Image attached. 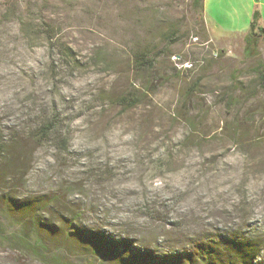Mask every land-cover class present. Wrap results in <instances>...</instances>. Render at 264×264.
<instances>
[{"label": "rangeland", "instance_id": "obj_1", "mask_svg": "<svg viewBox=\"0 0 264 264\" xmlns=\"http://www.w3.org/2000/svg\"><path fill=\"white\" fill-rule=\"evenodd\" d=\"M219 15L224 26L213 28L192 0H0V264H54L56 254L63 264H142L140 253L189 252L204 234L256 237L254 264H264V93L245 36L232 34L248 25ZM43 24L61 28L56 43L38 35ZM173 33L182 39H165ZM140 43L170 45L169 71L158 66L151 86L128 69ZM67 47L79 65L61 55ZM233 76L247 91H236V111L222 101ZM198 80L187 98L182 87ZM137 91V108L116 102ZM52 114L56 138L35 141ZM71 213L84 240L67 233ZM33 229L45 263L5 241Z\"/></svg>", "mask_w": 264, "mask_h": 264}, {"label": "trees", "instance_id": "obj_2", "mask_svg": "<svg viewBox=\"0 0 264 264\" xmlns=\"http://www.w3.org/2000/svg\"><path fill=\"white\" fill-rule=\"evenodd\" d=\"M204 1L205 0H192L193 8L199 14L201 19H203ZM41 20L46 23V21H44L47 20L46 16L42 17V14H39V21ZM259 20L260 14L258 11H255L249 31L244 38L245 46L243 52L244 58L246 60L256 61L255 66L250 70V74L253 76L252 83L255 89L258 90V93H264V59L260 53L261 47L264 45V27L259 26ZM59 32H61V28L57 29L56 26L43 24L40 26L38 35L43 37L48 43H56ZM170 36L175 37L177 40L182 39L181 36H178L176 33H173V35L167 34L165 39L169 38ZM169 47L170 45L159 50L156 46H152L151 44L140 43L135 45V48L131 50L130 53H128V69L132 72V74L137 76L144 75L142 85L145 84L151 86V76L154 78L153 73L159 68L160 72L168 73L169 68L167 67L166 63L167 61H170L172 56L170 54L164 55V51L165 49H169ZM60 53L63 57L71 60L73 64H80L76 57L72 56V54L74 55V51L71 48L67 47L64 51L61 49ZM159 59H161L160 62ZM98 61L100 63L108 64L106 61ZM158 66L160 67L158 68ZM173 71L177 72L175 69H173ZM178 73L181 72L179 71ZM232 79L231 86L235 88H229V91L223 92L222 101L226 103L227 108L236 111L241 107V102L239 101L240 97H236V91H241L245 95L247 94V91H245L243 88L240 90V87L238 86L240 84V76H233ZM182 80L186 81L187 77L183 78ZM200 82L201 80H198L197 82L193 83L192 86H183V94L187 96V98L191 94H194ZM194 88L195 90H193ZM146 89L147 87L143 88L144 91ZM255 89L254 91L250 92V95H256ZM136 93H140V91L134 93L126 92L122 95H119L116 97V102L123 108L135 109L139 104L137 100L142 97L140 96L135 98ZM54 115L55 114L51 115L50 122L44 123L37 129L38 132H36V135L32 136L35 141L39 142V140L46 141L56 138V135L59 133L60 120L59 117L56 118ZM237 120L238 117L232 122V125L235 129L241 124ZM192 127L194 128V126ZM235 136L236 134H233V137ZM261 143L264 145V140H262ZM261 143H259V145H261ZM62 145H64V148L67 151L68 140L64 138ZM5 155H7L6 146L4 140L0 139V163L4 160ZM42 205L43 208L46 206V204H44L42 201L39 203L38 207H41ZM79 218V215L74 213L70 214V231H67V233L69 236L75 234L77 238L84 240L83 238H85L87 235H82L83 237H81L79 234L80 231L76 229V226H74V222H76ZM34 220L36 219L30 218L29 223L32 225ZM31 225H29V227H31ZM32 231L33 233H31V235L28 234V236H22L21 233L18 235H11L6 238L5 241L10 243L12 247L17 248L21 253H26L30 255L31 258L45 263L47 259L46 254L44 253L46 245L42 238H40L42 235L41 231L39 230V234L38 232L34 231V229ZM94 238H97V235H95ZM255 238L256 237L252 238L251 240H244L236 234L230 238H223L222 236L219 237L216 235L209 236L204 234L200 236V240L195 243V247L189 252H176L160 257L148 250L145 253L138 254L137 259L140 260L142 264H254V262L258 260V254L260 251L258 244L259 242L254 240ZM58 257L59 254H56L52 259H48V261L54 264H63L62 260Z\"/></svg>", "mask_w": 264, "mask_h": 264}, {"label": "crops", "instance_id": "obj_3", "mask_svg": "<svg viewBox=\"0 0 264 264\" xmlns=\"http://www.w3.org/2000/svg\"><path fill=\"white\" fill-rule=\"evenodd\" d=\"M230 8L225 4H227V0H205L204 7V16L209 20V25L211 27L219 28L220 26H224V24H220L219 22V12L222 10L229 11L228 16V25H250L252 22L253 14L255 11H258L260 14L259 26L264 27V0H229ZM246 28V32L243 35H237V33H232L233 36H246L247 31L250 27ZM213 28L211 29L213 32Z\"/></svg>", "mask_w": 264, "mask_h": 264}]
</instances>
